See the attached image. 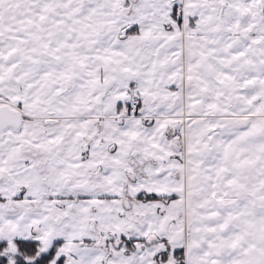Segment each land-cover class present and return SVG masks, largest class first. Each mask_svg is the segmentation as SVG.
I'll return each instance as SVG.
<instances>
[{
  "label": "snow or ice",
  "instance_id": "1",
  "mask_svg": "<svg viewBox=\"0 0 264 264\" xmlns=\"http://www.w3.org/2000/svg\"><path fill=\"white\" fill-rule=\"evenodd\" d=\"M0 264H264V0H0Z\"/></svg>",
  "mask_w": 264,
  "mask_h": 264
}]
</instances>
